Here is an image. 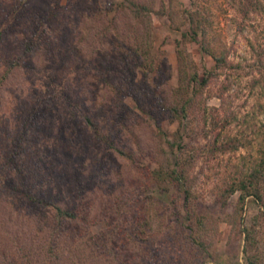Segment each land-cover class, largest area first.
<instances>
[{
  "label": "rangeland",
  "instance_id": "rangeland-1",
  "mask_svg": "<svg viewBox=\"0 0 264 264\" xmlns=\"http://www.w3.org/2000/svg\"><path fill=\"white\" fill-rule=\"evenodd\" d=\"M196 2L205 35L193 37L189 0H0V264H264L263 206L220 196L225 155L204 146L211 114L231 108L233 70L197 83L213 64L200 38L250 73L247 39L264 34V0L247 14L240 0ZM186 98L180 123L168 106ZM231 100L243 111L252 97L242 87ZM178 136L181 148L170 147ZM174 151L199 220L152 175ZM54 181L74 218L42 202ZM242 225L253 234L245 250Z\"/></svg>",
  "mask_w": 264,
  "mask_h": 264
},
{
  "label": "trees",
  "instance_id": "trees-1",
  "mask_svg": "<svg viewBox=\"0 0 264 264\" xmlns=\"http://www.w3.org/2000/svg\"><path fill=\"white\" fill-rule=\"evenodd\" d=\"M191 8L188 9V20L191 23V36L197 34L205 35L204 23L205 16L200 13L199 6L196 0H189ZM242 5V12H259L262 10L263 0H240ZM138 10L136 9L135 12ZM263 35L253 34L247 39V46L251 54L250 63L247 64L251 70L250 73H240L239 70L243 68L240 62H228L225 51H216L210 45L204 43L200 38L197 40L199 48L204 53L211 56L213 64L211 68L207 69L204 75L197 82L204 85L208 78L223 68H231L233 72L226 73L225 79L230 80L231 84H235V88L231 93L226 95L228 102L241 92L242 87L247 89L248 96L252 97V101L247 110H241V105H230L231 108L222 116L212 115L209 117L210 139L204 145L209 154L216 155L220 153L225 155L224 162L227 169V174L223 175L224 185L220 191V196L228 197L233 192L237 191V202L242 201L251 196L259 205L264 208V120H259V114H262L264 119V41L260 38ZM25 48H28L30 42L24 41ZM249 74V77H245ZM231 76V77H230ZM245 79L244 86H242L243 78ZM192 81H197L196 74L190 76ZM227 80V81H228ZM230 84H223L222 90L219 91L218 97L223 98V91L228 90ZM192 88V87H191ZM189 98L183 99L179 105L172 104L168 108L174 115L179 116L178 122L181 123L182 117L186 115V102ZM210 113V112H209ZM85 125L90 128V131L95 135L101 137L108 142L109 146L121 155L129 156V154L115 147L111 144L104 133L98 130V124L91 119L88 114H83ZM178 133V129L176 131ZM181 136L178 139L168 140L170 147L174 145L176 148H181ZM173 152L172 162L165 168L152 169V175L155 179L164 180L172 184L177 190L183 193L182 202L185 217L194 216L199 220L193 208L188 205L189 185L185 182V168L184 161L179 160ZM42 202L48 205H53L54 213L59 218H74L75 213L67 208L61 206L62 204L58 197H60V189L57 187V182L49 183L46 192L43 193ZM31 201L38 200L33 194L28 195ZM239 233L243 235V250L245 245L252 242L253 234L249 228L245 226L239 227ZM258 260L257 256L253 255L247 261L248 264H254Z\"/></svg>",
  "mask_w": 264,
  "mask_h": 264
}]
</instances>
